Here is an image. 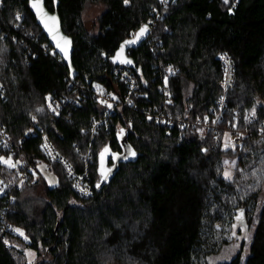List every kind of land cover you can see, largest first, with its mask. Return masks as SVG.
<instances>
[{
  "label": "trees",
  "instance_id": "trees-1",
  "mask_svg": "<svg viewBox=\"0 0 264 264\" xmlns=\"http://www.w3.org/2000/svg\"><path fill=\"white\" fill-rule=\"evenodd\" d=\"M235 1L176 0L154 31L165 50L159 60L175 70L168 79L173 116L195 119L207 113L222 93L218 56L226 54L233 62L225 120L229 122L234 111L246 110H254L257 120L246 126L250 135L241 147L225 149L213 146L212 134L145 119L141 108L161 103L157 60L147 44L127 51L132 67L111 60L128 33L145 23L157 0H44L45 9L57 12L62 32L72 39L71 63L78 74L73 81L61 58L51 55L30 0H0V126L11 140H22L20 152L0 150V158H10L13 164L23 155L33 163L41 160L39 138L24 137L37 119L60 155L81 166L80 153L90 143L86 131L92 120L104 116L106 106L88 94L66 116L55 119L45 111L49 96L73 94L70 86L77 78L122 90L110 74L122 66L148 96L136 100V109H116L108 129L95 135L88 198L76 196L59 167L54 186L37 171L36 178L32 174L13 193L6 221L27 240L5 235L11 243L6 250L0 238V264H26L27 248L35 252L38 264H208V257L226 241V222H238L241 210L247 227L257 222L251 241L245 256L242 244L233 259L222 264H264V0ZM90 5L101 6L102 12L88 25L83 15ZM122 130L135 156L119 163L97 191L98 154L105 147L121 153L116 135ZM224 160L235 162L230 179L223 175ZM0 175L15 176L3 160ZM0 206H7L3 197Z\"/></svg>",
  "mask_w": 264,
  "mask_h": 264
},
{
  "label": "built area",
  "instance_id": "built-area-1",
  "mask_svg": "<svg viewBox=\"0 0 264 264\" xmlns=\"http://www.w3.org/2000/svg\"><path fill=\"white\" fill-rule=\"evenodd\" d=\"M176 0H157V5L153 6L147 17V20L142 26L148 29V35L142 42L148 45L152 56L157 60L154 64L156 75L159 78L157 93L161 97V103L143 106L141 113L147 121H152L155 124L172 127L178 126L182 131L197 130L203 134H212V144L214 147L221 145L225 149L241 147L246 136L250 135V131L246 127L257 120V114L254 110L234 111L231 120L227 122L225 116L227 113V93L231 87L235 67L233 62L226 54L218 56L221 65V88L222 93L215 100L214 105L202 117L191 118L189 115L183 117L173 116L171 109L175 106L174 96L168 86V79L175 75L174 67L171 64L163 65L159 60L164 55L165 50L161 46V42L155 36L154 31L157 23L162 19L164 11L170 4ZM236 1L233 0V4ZM21 20L20 15L15 16ZM141 26V27H142ZM140 27V28H141ZM139 28V29H140ZM15 30L17 28H14ZM137 31H130L127 35V41L132 40ZM30 39L32 36L24 35ZM17 39L16 37H13ZM141 43V44H142ZM47 50L46 45L42 47ZM51 55H56V52L51 49ZM113 79L117 80L122 86V90L114 87L107 88L105 85L87 79H76L71 83L73 94L69 97L60 99H50L46 102L45 111L53 118L58 119L61 116H66L72 108L79 107L90 94L96 101L103 106H106V112L100 119H94L86 132L90 135L89 147L80 153V167H77L73 162L69 161L64 156L60 155L55 146L51 143L48 136V129L41 127L37 119L32 122V125L25 132V138H39L38 150L41 155V160L35 163L31 162L26 156L10 167L15 174L13 177H4L0 175V197L4 198V203L7 206H0V238L3 240L4 249L9 250L11 243L6 241L4 236L17 235L16 227L6 221V216L10 213L9 205L14 202L13 193L21 188L33 174L34 178L43 171L44 174L51 176L55 175V167H59L65 177L69 180L73 192L80 198H88L92 193L90 166L92 165V149L91 145L95 135L103 127L108 129L110 119L114 116L116 109L134 108L136 100L147 99L145 93L141 91L140 84L134 75L122 66L114 67L110 70ZM70 79V78H69ZM74 80V79H73ZM71 80V81H73ZM2 87L0 85V91ZM111 94V95H110ZM115 97V98H113ZM51 105V107H49ZM111 105V107H109ZM55 108V111H53ZM187 110H190L188 108ZM247 117V119H245ZM52 127V126H51ZM263 137V135H262ZM21 141L11 140L0 126V150L9 155H13L21 150ZM227 144V147L225 146ZM38 171V173H37ZM36 175V176H35Z\"/></svg>",
  "mask_w": 264,
  "mask_h": 264
},
{
  "label": "rangeland",
  "instance_id": "rangeland-1",
  "mask_svg": "<svg viewBox=\"0 0 264 264\" xmlns=\"http://www.w3.org/2000/svg\"><path fill=\"white\" fill-rule=\"evenodd\" d=\"M101 12H102V7L99 5L98 6L96 5L88 6L83 15L85 22L88 25H90L93 22V20H95L101 14ZM200 133L203 134L202 132ZM222 166H223V175L225 174V172H228L231 178L233 174V168L235 166V162L231 160H228V161L224 160L222 162ZM237 170L241 172L243 171L239 167H237ZM41 175L46 179L50 187L56 184V179L53 176L44 174L43 171H41ZM50 181H52V183H50ZM262 182L264 184V176H263ZM262 200H264V193L261 195L260 201ZM247 209L249 210V214H251L252 213L250 211L251 209L249 207H247ZM256 223H257L256 221H253L252 224L249 227H247L244 223L241 224L240 222H235L229 219L226 222V225L222 229V238H224L226 241L224 244L220 246V248L218 249L216 253L208 257L207 259L208 264H222V263L229 262L237 254L242 244H245V247L243 249V256H245L246 247L251 241V236L253 234V230H254ZM233 225H235V227H233ZM16 233L17 235L27 240V238L24 237V235H21L20 232L16 231ZM246 236H247V239H245ZM23 251H24L23 252L24 260L26 264H38L40 262V260L36 257L35 252L33 250L27 248V249H24Z\"/></svg>",
  "mask_w": 264,
  "mask_h": 264
},
{
  "label": "water",
  "instance_id": "water-1",
  "mask_svg": "<svg viewBox=\"0 0 264 264\" xmlns=\"http://www.w3.org/2000/svg\"><path fill=\"white\" fill-rule=\"evenodd\" d=\"M42 3H43V6H44V0H42ZM31 6V4H30ZM45 8V6H44ZM31 9L33 11V14H34V17H35V20H36V23L37 25L41 28L45 38L47 39L48 43L50 44V46L52 47V49L56 52V54L61 58V60L63 61V63L66 65L67 69H68V73H69V78L70 80H73L76 78V76L78 75L77 74V71L73 68L72 66V63H71V58H72V52H73V42H72V39L68 36H66L63 32H62V29H61V22H60V18L57 14L56 11H54L53 13H50L48 12L46 9L45 11H47L50 15L51 14H54L57 16L58 18V26H59V29H60V34L67 37L68 40L70 41V44L68 46V57L67 59L64 58V53L60 52V50L56 47V44L55 42L52 40V37L49 35L48 31L43 27V25L40 23V21L38 20L37 16H36V13H35V10L34 8L31 6ZM139 31V30H138ZM137 31V32H138ZM136 32V33H137ZM148 29L146 28V32L141 36L139 37L138 39L136 38V36L133 38L136 40L135 43L133 44H128V45H125L124 47V50H123V54H122V57L121 58H117V59H113L115 56H116V53L118 50H120V47L117 49L114 57L111 59L116 65H122V66H126V67H132V64L131 63H122L121 62V59H124V60H130L128 57H127V51L129 49L131 50H134V49H137L140 44L146 39L147 35H148ZM132 39V40H133ZM124 43V42H123ZM121 46V45H120ZM131 61V60H130ZM116 140L118 142V145L121 149V153H117V152H112L109 149V153L108 154H105L104 158H103V161L101 160V152L104 150V148L100 151V153L98 154V166H97V172L98 174L100 175V181H99V187H97L96 185V189L97 191H99L101 189V187L104 185V184H107L110 179L114 176L117 168H118V164L119 163H122V162H127V161H130V157H131V154H130V151H129V144L127 142V134L126 132L123 130V131H120L117 133L116 135ZM131 147V146H130ZM131 151L134 152L133 148L131 147ZM111 154H117V159L113 160L111 158ZM135 156V155H134ZM126 157V158H125ZM109 161H112V166L111 167H108V163ZM110 169L111 171L110 172H106V179H102L101 178V169ZM36 176V175H35ZM240 222V221H238Z\"/></svg>",
  "mask_w": 264,
  "mask_h": 264
},
{
  "label": "snow or ice",
  "instance_id": "snow-or-ice-1",
  "mask_svg": "<svg viewBox=\"0 0 264 264\" xmlns=\"http://www.w3.org/2000/svg\"><path fill=\"white\" fill-rule=\"evenodd\" d=\"M225 3H228V0H224ZM124 3L127 4L128 0H124ZM30 4L31 6L34 8L36 16L38 18V20L40 21V23L43 25V27L48 31L49 35L52 37V40L55 42L56 47L60 50V52L64 53V58L67 59L68 57V46L70 44V41L68 40L67 37L63 36L60 34V29L58 26V18L56 15L54 14H49L47 11H45V8L43 6L42 0H30ZM146 32V26H142L139 31L135 34L136 38L138 39L139 37H141L144 33ZM136 40H128L125 41L124 43L121 44L120 46V50L117 51L116 56L113 58L114 60L117 58H121L122 54H123V50L125 45L128 44H133L135 43ZM122 63H131L130 60H124L121 59ZM111 95V94H110ZM115 98V97H113ZM47 99H51V97L49 96ZM49 107H51V105H49ZM109 107H111V105H109ZM39 111V109H38ZM53 111H55V108H53ZM245 119H247V117H245ZM123 131V130H122ZM227 147V144L225 145ZM129 151L131 155H135V152L131 151V147L129 146ZM109 153V149L107 147L104 148V150L101 152V160L103 161V158L105 156V154ZM111 158L113 160L117 159V154H111ZM126 158V157H125ZM0 160H3V162L5 164H7L9 167L14 166L11 163V159H3L0 158ZM227 163V162H226ZM110 169H101V178L102 179H106V172H110ZM225 178L228 179L230 178V174L228 172H225ZM50 183H52V181H50ZM100 185L97 184V187H99ZM236 219L238 221H240V223H243V212L241 210V214L238 215L236 217ZM233 227H235V225H233ZM17 232H20L21 235H23V233L21 232L20 229H16ZM245 239H247V236L245 237Z\"/></svg>",
  "mask_w": 264,
  "mask_h": 264
}]
</instances>
